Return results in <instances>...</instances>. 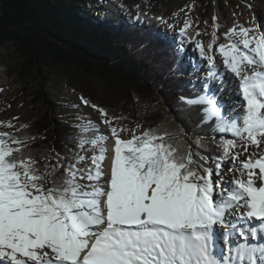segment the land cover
I'll use <instances>...</instances> for the list:
<instances>
[{
	"label": "snow or ice",
	"instance_id": "6c2138e0",
	"mask_svg": "<svg viewBox=\"0 0 264 264\" xmlns=\"http://www.w3.org/2000/svg\"><path fill=\"white\" fill-rule=\"evenodd\" d=\"M213 21L206 46L189 32L188 21L180 35L195 42L209 79L223 78L214 52L222 57L238 81L241 120L223 114L207 84L204 94L180 99L201 109L202 123L214 121L215 131L231 135L216 143L220 155L185 151L182 141L170 143L172 134L156 129L121 139L127 129L118 130L106 111L97 109L114 138L110 179L102 184L107 137L91 121L80 126L77 144L93 155L70 150V157H42L49 161L43 170L25 155V141L0 133V264H264V149L239 164L234 151L264 144V31L230 29L229 42L214 49ZM202 139L197 148L205 147ZM66 158L74 162L65 165ZM229 159L233 164L226 171L239 173L230 184L224 169ZM88 160L85 173L77 165ZM211 163L214 169L206 166ZM237 214L235 222L227 219ZM216 225L229 230L226 237L238 233L244 242L232 246L229 239L227 253L218 252ZM257 239L262 242L249 243Z\"/></svg>",
	"mask_w": 264,
	"mask_h": 264
},
{
	"label": "trees",
	"instance_id": "16d2710c",
	"mask_svg": "<svg viewBox=\"0 0 264 264\" xmlns=\"http://www.w3.org/2000/svg\"><path fill=\"white\" fill-rule=\"evenodd\" d=\"M138 17L124 19L111 0H0V52L14 48L19 63L10 74L23 81L65 82L87 105L105 110L111 120L143 124L137 135L148 129L168 132L169 142L182 141L185 151L190 147L193 153L219 156L216 143L231 135L215 131L214 121L202 123L201 109L180 99L201 93L190 85L175 45L185 37L174 43L160 33L161 19ZM190 33L196 40V31ZM43 96L37 91L33 101ZM80 130L54 122L49 112L12 136L26 142L25 155L30 153L43 170L49 161L42 157L57 153L70 157V150L80 151ZM198 137L205 147L197 148Z\"/></svg>",
	"mask_w": 264,
	"mask_h": 264
},
{
	"label": "rangeland",
	"instance_id": "374dc122",
	"mask_svg": "<svg viewBox=\"0 0 264 264\" xmlns=\"http://www.w3.org/2000/svg\"><path fill=\"white\" fill-rule=\"evenodd\" d=\"M111 1L115 2L119 11L122 12V17L126 20L135 21L136 18L141 15L146 16L149 19L156 17V21L162 18L164 22L160 24L159 31L165 38L173 40L174 43H176L175 41H177L178 38H181L180 29L184 26L185 22L188 21L191 24L189 32L192 30L199 32L200 35L196 36V40L203 42L206 46L213 35V17H215V25L219 26L217 30V40L219 41L214 45V49L218 48L221 44H227L229 42L225 34L228 33L230 29L235 28L237 31H239V28L241 27L256 29L257 31L253 34L257 35L263 31V27L261 25H263L262 23L264 22V14L261 16L255 8L259 6L260 3L264 7V0ZM93 15L96 18L98 17V14L96 13ZM231 39L239 43V37L233 36ZM175 45L181 56L183 69L189 75L188 80L190 85L204 94V86L207 84V80L209 79L207 76L209 70H204L200 68L199 65H202L203 62L207 64V61L201 60L202 58L199 55V51L195 48L194 41L189 43L185 37L180 44ZM214 55L217 69L219 72L223 73L220 69V66L223 65L222 57L215 52ZM18 63L19 58L13 47L8 46L1 50L0 133H7L9 136H12L20 127L27 126L31 122L40 119L50 112V118L53 119L54 122H63L78 128H80V126L87 125L88 122L91 121V123L107 137V143H105L103 147L109 149V146H111L110 144L114 143V138L111 136L109 126L101 122L102 117L97 109L87 105L79 96L66 86L65 82L52 83L41 78L35 81H23L16 74H10L11 68L16 67ZM217 79L218 77L214 80ZM214 87L218 86L214 85ZM234 90L235 88L229 86L228 94ZM37 91H40V93L44 96L43 99L35 102L33 101V98ZM216 91L217 89L213 90V88H209L210 95ZM216 97L219 99V95H216ZM46 101H49L50 104ZM218 103L221 105L222 102L220 101ZM231 109H233V112L235 111V107L232 106ZM242 113L243 111H237L234 115L230 116L227 114V111H224L223 114L240 121V115ZM112 126L116 127L118 130L121 128L127 129V131L120 132V138L124 140L130 139L133 133H135V135L139 134L144 127L141 123H135L123 118L113 119ZM252 147L256 149L255 153L258 154L262 149H264V144L261 145V148H256L255 146ZM87 148V145L85 146V150H81L79 148V153H81L80 155L91 157L93 152L88 151ZM234 151L238 154L244 153L242 146L238 147ZM245 153V158L239 156V160L236 162L237 164H239V161H243L248 158L249 153ZM110 161L111 158L106 155L103 166H109L108 164ZM231 161L232 160L229 159L225 161L224 164L225 180L229 184L235 178L234 174H236L235 172L226 171L227 168L231 167L230 164H233ZM73 162L74 161L71 159H67L63 162V164L68 165ZM77 166L79 168H83L86 173L88 167L90 166V160L78 164ZM61 168L64 169L63 167ZM227 219L230 221H236L237 217L229 216ZM215 229V234L218 237V244L216 245L218 252L224 251L227 253L229 248V239L232 246L238 245L241 241H243V238L240 237L239 239V235L237 234V236L231 234L230 237H226L224 234L229 231L228 229L217 227H215ZM234 237L235 240H233Z\"/></svg>",
	"mask_w": 264,
	"mask_h": 264
},
{
	"label": "bare ground",
	"instance_id": "6f19581e",
	"mask_svg": "<svg viewBox=\"0 0 264 264\" xmlns=\"http://www.w3.org/2000/svg\"><path fill=\"white\" fill-rule=\"evenodd\" d=\"M255 10L257 12H259L261 16H262V14H264V7L261 5V3H260L259 6H257L255 8ZM262 24L263 25H261V26L263 27V31H264V22ZM201 60H203V59H201ZM199 66H200V68H202L204 70L205 69L209 70L208 65L206 63H204V62H203L202 65H199ZM220 69L223 71V74H224L223 78H222L224 83H222V79L220 77H218L217 80L208 79L207 80L208 88H213V90L217 89V91L215 92V95H219L218 102H220V101L222 102L220 106L223 109V113H224V111H227V114H229L231 116V115H234L237 111H244L243 107L241 106L243 101H242L241 97L238 95V87H237L238 81L232 76L231 73H228L226 71V69L224 68L223 65L220 66ZM214 85H217L218 87H214ZM229 86L235 88V90L231 91L230 94H228V87ZM232 106L235 107V111L234 112L232 111L233 109H231ZM230 109H231V111L229 112ZM241 115H240V118H241ZM110 145L111 146H109V148L112 147L114 149V143H111ZM255 150L256 149H254L251 146L249 148V150H248V153L249 154L250 153H255ZM245 154L246 153L244 152L243 154H239V156L244 157ZM109 155L111 156V160H112V158L114 156L113 150L109 153ZM231 162L233 163V161H231ZM108 165L109 166H105V167L103 166L104 167L103 168L104 178L101 181L102 184L105 181H107L108 179H110L111 162ZM230 165L232 166V164H230ZM235 173H236V174H234L235 177L239 175V173H237V172H235ZM84 181L86 182L85 184L88 183L87 180H84ZM257 185L259 186V181H257ZM236 217L238 218V215ZM232 222H235V221H232ZM254 223L257 224V222H254ZM215 227L224 229V227H221L220 225H216ZM237 227L238 228L244 227V225L243 224H238ZM236 234L238 235V233H234L233 235L237 236ZM215 239H216V245H217L218 244V237L216 236V234H215ZM233 240H235V237L233 238ZM256 241H258V242H256L255 244H259V243L262 242V241L260 242V240H256Z\"/></svg>",
	"mask_w": 264,
	"mask_h": 264
}]
</instances>
